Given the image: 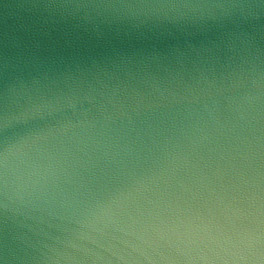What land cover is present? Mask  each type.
I'll return each mask as SVG.
<instances>
[{"label":"water","instance_id":"water-1","mask_svg":"<svg viewBox=\"0 0 264 264\" xmlns=\"http://www.w3.org/2000/svg\"><path fill=\"white\" fill-rule=\"evenodd\" d=\"M0 264H264V0H0Z\"/></svg>","mask_w":264,"mask_h":264}]
</instances>
